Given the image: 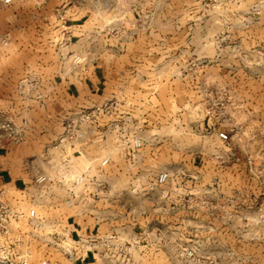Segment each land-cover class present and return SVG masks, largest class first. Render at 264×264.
<instances>
[{
  "label": "rangeland",
  "instance_id": "1",
  "mask_svg": "<svg viewBox=\"0 0 264 264\" xmlns=\"http://www.w3.org/2000/svg\"><path fill=\"white\" fill-rule=\"evenodd\" d=\"M84 48L116 50L123 65L134 66L135 81L125 94L130 100L105 103L97 142L91 136L87 151L75 146L91 135L83 125L62 152L59 139L73 114L62 108L58 119L65 98L55 76L82 63L74 54ZM19 97L34 98L22 119ZM25 118L40 134L27 138L41 175L53 180L31 189L43 203L33 208L45 214L47 201L58 204L55 225L44 231L69 233L63 222L86 202L73 179L89 164H97V194L89 202L107 219L147 205L153 179L167 173L162 190L180 191L193 211L181 217L201 225L182 239L179 251L196 254L184 264H264V0H0V129L22 142ZM119 132L121 145L141 140L136 166H126L117 150ZM107 156L117 164L101 167ZM193 165L203 177L197 183L189 182ZM132 175L144 183H128ZM157 195L153 189L151 197ZM29 241L33 264L75 263L42 237ZM114 255L118 264L122 257Z\"/></svg>",
  "mask_w": 264,
  "mask_h": 264
},
{
  "label": "crops",
  "instance_id": "2",
  "mask_svg": "<svg viewBox=\"0 0 264 264\" xmlns=\"http://www.w3.org/2000/svg\"><path fill=\"white\" fill-rule=\"evenodd\" d=\"M87 36V33L78 35L77 41H85L88 39ZM84 49L85 52L74 54V56H82V63L78 65L70 63L69 66L63 67L59 74L55 76L54 86L61 89L66 102V105L62 100L61 103H58L60 110L64 108V110H70L73 114L105 104L110 99H115L117 105L125 101V98L129 99V96L125 94H129L128 89L132 87L135 81L134 66L123 65L122 56L112 48H101L96 51L91 48ZM18 100L21 104L20 112H18L21 114L22 119L23 115H27L28 111L32 110V107L28 106L33 104L34 98L19 97ZM53 100V97H49V102L47 101V103L53 104ZM59 112L60 117L58 119L62 121V110ZM59 112H57V115L51 112V116L57 117ZM24 121L25 127L22 129L24 139L22 142H13L9 135L0 129V190L6 193V200L12 205H16V202L24 201L27 204L31 202V204L39 207L43 203L39 201L35 190L32 191L31 189L36 186L35 179L45 172L43 170L40 171L36 161L37 155L33 154L32 142L27 138V136L39 133L33 131L31 127H27L26 118ZM24 121H22V125H24ZM87 128L89 134H91L90 137L85 138L83 136L75 140V146L84 151H87L91 140L95 139L97 142V132L101 135V130L97 129V122L92 126L85 125V128L83 127L82 131L85 135L87 133L84 131ZM43 135H48V132ZM121 135L120 132L115 135L117 150H120L119 152H121V157L126 166H136L138 163L136 156H139L140 149H134L128 144L121 145ZM91 136L94 139H91ZM59 141L61 145H58V149L64 152L66 143L62 138ZM111 161L117 164L115 156L112 157ZM145 161L147 162L146 159ZM141 162L142 160H140ZM196 162L194 159L193 164ZM96 167L97 164L93 166L89 164L80 172V175L85 176L86 184L81 189L79 196L86 202L85 205L78 207V210L69 215V218L63 223H65L64 227L69 230L72 239L96 240L97 254L88 252L87 256L82 257L80 254L75 258V263L73 264H117L119 259L118 256L114 255L116 252L105 251L103 247V241L112 235H116L132 245L133 251L130 264H184L177 256L178 251L183 249L182 239L189 232H197V228L201 227V225L199 226L197 222L189 223V221L195 220H187L186 218L188 217L185 219L181 217L182 212L187 213V216L188 213L193 212H188L184 208L182 203L183 194L180 191L175 193L162 190L164 183H157L159 174L153 179L155 187L151 186L147 189L149 190V193H146L148 197L144 198V200L147 199V205L141 202L140 206L133 210L130 209L126 213L127 215L120 217V220L115 214H111V218L107 219L104 218L105 213H103L102 209H97L95 204L89 202L91 197L94 198L97 194ZM194 168L196 169L188 177L190 178L189 182L197 183L203 177L198 174L197 166H194ZM144 180L143 176L132 175L129 177L128 183L141 185ZM49 182H53L51 177H49L47 183ZM90 184L94 185L93 191L90 189ZM178 184L180 185V183ZM153 189L158 190L157 198L151 197ZM134 191L136 192L137 190ZM194 196L195 199L196 197L199 198L197 193ZM171 204H173V207ZM46 206L49 208L48 211L45 214L38 213L37 217L44 221L45 226L55 225L57 221L55 216L57 215L53 212L57 210L58 204L53 200L47 201ZM196 211H199L198 213L200 214L206 213L204 210ZM209 211L211 212L210 209ZM204 228L206 227L202 226V229ZM24 229V225L21 226V230L24 231ZM25 230L33 232L32 229ZM32 232H30L29 236L31 242L34 243L40 240L39 231Z\"/></svg>",
  "mask_w": 264,
  "mask_h": 264
},
{
  "label": "built area",
  "instance_id": "3",
  "mask_svg": "<svg viewBox=\"0 0 264 264\" xmlns=\"http://www.w3.org/2000/svg\"><path fill=\"white\" fill-rule=\"evenodd\" d=\"M12 0H3L4 3H10ZM79 58L76 60L78 63ZM106 104L97 105L90 109L78 111L73 113L71 117L67 118L64 129V141L74 142L77 133L81 126L97 122V116L105 109ZM221 141L228 140V135L225 132L218 134ZM134 149H140L142 142L140 139H133L127 143ZM111 157H105L101 163V167L107 166L111 162ZM167 173H161L157 178L158 184H163L167 180ZM49 177L40 175L35 179L36 186L47 183ZM73 184L82 186L86 184L84 175H79L73 179ZM28 205V206H27ZM24 225L25 229H32V231L21 230ZM51 228V227H50ZM46 229L43 220L37 217V213L33 208V204L24 201L16 202L12 205L6 200V193L0 190V264H33V250L29 241L30 232L34 231L44 232L43 240L52 243L54 246L61 249V251L74 260L77 256H87L88 252L97 254V241L72 239L69 233L59 231L58 228L52 227L50 231ZM105 251H116L122 259L118 264H130L132 258L133 247L130 243L120 239L116 235H112L103 241ZM177 256L184 261H195L196 254L193 250L178 251ZM199 262V261H198ZM197 262V263H198ZM39 264H50L49 260L42 259Z\"/></svg>",
  "mask_w": 264,
  "mask_h": 264
}]
</instances>
